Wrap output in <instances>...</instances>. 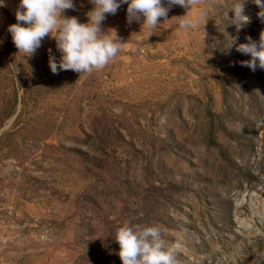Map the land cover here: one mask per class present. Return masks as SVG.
Returning <instances> with one entry per match:
<instances>
[{
    "label": "rangeland",
    "instance_id": "obj_1",
    "mask_svg": "<svg viewBox=\"0 0 264 264\" xmlns=\"http://www.w3.org/2000/svg\"><path fill=\"white\" fill-rule=\"evenodd\" d=\"M4 3L0 264H122L125 224L159 227L175 264H264V70L229 46L264 31L253 0L239 33L232 0L173 6L154 31L122 4L102 29L123 50L81 76L51 72L49 37L19 53V0ZM74 4L65 15L87 23L93 5ZM184 15L195 28H179Z\"/></svg>",
    "mask_w": 264,
    "mask_h": 264
},
{
    "label": "clouds",
    "instance_id": "obj_2",
    "mask_svg": "<svg viewBox=\"0 0 264 264\" xmlns=\"http://www.w3.org/2000/svg\"><path fill=\"white\" fill-rule=\"evenodd\" d=\"M93 5L87 13V23H81L75 16L65 15L66 10H76L74 0H19L14 12L16 23L9 25L8 32L19 53L32 57L42 46L45 37L55 41L60 57L48 49V66L53 74L71 70L81 75L91 74L93 70H103L123 50L124 43L115 29H102L106 14L115 15L122 4H127V22H142V28L154 31L161 18L167 20L173 6L188 10L197 0H89ZM246 0H232L234 14L232 23L237 33L251 23L244 14ZM258 7L257 18L264 23V0H253ZM0 0V7H4ZM204 24L207 19L201 13L198 17ZM179 28L187 31L196 27V21L187 15L178 17ZM239 36L229 38V46L235 45L236 51L248 55L241 61L242 67L255 72L264 70V31L258 40L246 36L245 43H237ZM256 93L261 95L259 90ZM119 245L117 255L122 264H175L173 250H165V241L156 226L128 225L120 227L115 236ZM178 247V245H177Z\"/></svg>",
    "mask_w": 264,
    "mask_h": 264
}]
</instances>
